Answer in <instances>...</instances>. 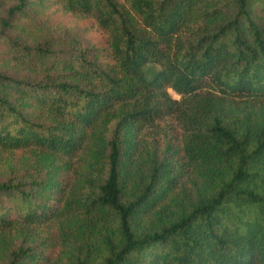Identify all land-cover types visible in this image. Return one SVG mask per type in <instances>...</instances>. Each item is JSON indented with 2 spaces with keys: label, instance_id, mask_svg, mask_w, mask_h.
<instances>
[{
  "label": "trees",
  "instance_id": "trees-1",
  "mask_svg": "<svg viewBox=\"0 0 264 264\" xmlns=\"http://www.w3.org/2000/svg\"><path fill=\"white\" fill-rule=\"evenodd\" d=\"M53 5L99 40L33 37ZM4 12L0 159L32 154L0 176V264H264V0Z\"/></svg>",
  "mask_w": 264,
  "mask_h": 264
},
{
  "label": "rangeland",
  "instance_id": "rangeland-1",
  "mask_svg": "<svg viewBox=\"0 0 264 264\" xmlns=\"http://www.w3.org/2000/svg\"><path fill=\"white\" fill-rule=\"evenodd\" d=\"M14 4V0H0V19L4 16V10L10 5ZM32 16L38 24H31L28 27L32 31V36L37 34L52 35L54 37H59L62 35L77 37L81 42H96L99 40V36L95 34L92 30L88 29L87 21L79 16H75L62 7L53 5L47 9H42L34 6L32 8ZM30 21H28L29 23ZM15 66L6 64L5 66H0V70H5L7 72L14 71ZM146 69L153 73L154 71L160 69L158 64H149ZM148 72V76L150 74ZM173 98H178V95L174 93L171 89L168 90ZM29 152H17L15 154H2V159H0V176H8L9 174V164L15 166L16 169L20 170L25 167L29 155ZM49 227L43 226L37 229H28L30 241L23 237L21 232L16 231L12 233L11 240L15 244H23L24 241H29L34 243L37 239L44 238L48 233ZM1 263V259H0Z\"/></svg>",
  "mask_w": 264,
  "mask_h": 264
}]
</instances>
